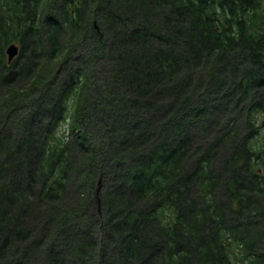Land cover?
Wrapping results in <instances>:
<instances>
[{"label":"trees","instance_id":"16d2710c","mask_svg":"<svg viewBox=\"0 0 264 264\" xmlns=\"http://www.w3.org/2000/svg\"><path fill=\"white\" fill-rule=\"evenodd\" d=\"M0 264H264V0H0Z\"/></svg>","mask_w":264,"mask_h":264},{"label":"water","instance_id":"95a60500","mask_svg":"<svg viewBox=\"0 0 264 264\" xmlns=\"http://www.w3.org/2000/svg\"><path fill=\"white\" fill-rule=\"evenodd\" d=\"M18 49L16 46H9L6 49V54L8 55V61H11L17 55Z\"/></svg>","mask_w":264,"mask_h":264},{"label":"rangeland","instance_id":"374dc122","mask_svg":"<svg viewBox=\"0 0 264 264\" xmlns=\"http://www.w3.org/2000/svg\"><path fill=\"white\" fill-rule=\"evenodd\" d=\"M63 129H65V131H66V130H67V127H66V126H64V127H63Z\"/></svg>","mask_w":264,"mask_h":264}]
</instances>
